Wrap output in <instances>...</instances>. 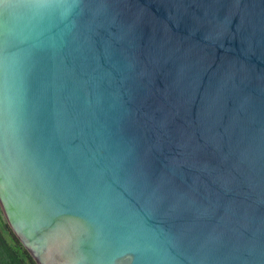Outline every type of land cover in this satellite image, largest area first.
<instances>
[{
	"label": "water",
	"instance_id": "95a60500",
	"mask_svg": "<svg viewBox=\"0 0 264 264\" xmlns=\"http://www.w3.org/2000/svg\"><path fill=\"white\" fill-rule=\"evenodd\" d=\"M0 209L36 264H264V0H0Z\"/></svg>",
	"mask_w": 264,
	"mask_h": 264
},
{
	"label": "trees",
	"instance_id": "16d2710c",
	"mask_svg": "<svg viewBox=\"0 0 264 264\" xmlns=\"http://www.w3.org/2000/svg\"><path fill=\"white\" fill-rule=\"evenodd\" d=\"M0 264H36L7 225L0 209Z\"/></svg>",
	"mask_w": 264,
	"mask_h": 264
}]
</instances>
